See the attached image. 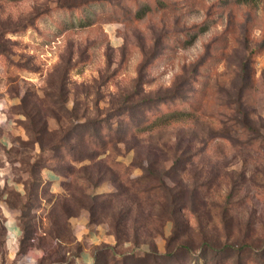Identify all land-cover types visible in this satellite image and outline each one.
Listing matches in <instances>:
<instances>
[{"label": "rangeland", "instance_id": "rangeland-1", "mask_svg": "<svg viewBox=\"0 0 264 264\" xmlns=\"http://www.w3.org/2000/svg\"><path fill=\"white\" fill-rule=\"evenodd\" d=\"M4 112L22 253L264 264V0H0Z\"/></svg>", "mask_w": 264, "mask_h": 264}, {"label": "crops", "instance_id": "crops-1", "mask_svg": "<svg viewBox=\"0 0 264 264\" xmlns=\"http://www.w3.org/2000/svg\"><path fill=\"white\" fill-rule=\"evenodd\" d=\"M0 150L7 147L10 140V133L13 130V117L8 114V116L2 113L0 114ZM46 179L55 183L59 180V176L54 174L52 171L48 170L43 172ZM5 183L3 187H5ZM14 189L20 194H24V188L18 184ZM7 194L0 197V234L1 243L0 247V264H37L38 260L42 257V250L40 248L30 249L26 253L20 252V241L23 236V229L20 224V214L19 209L13 203L7 201ZM79 229L81 225L79 220L74 222ZM84 223V221H83ZM80 239H83V233L80 232ZM86 237V236H85ZM82 242V240H81ZM2 252V253H1ZM79 264H94L95 258L91 251V248L85 247L82 249L80 256L78 258Z\"/></svg>", "mask_w": 264, "mask_h": 264}, {"label": "trees", "instance_id": "trees-1", "mask_svg": "<svg viewBox=\"0 0 264 264\" xmlns=\"http://www.w3.org/2000/svg\"><path fill=\"white\" fill-rule=\"evenodd\" d=\"M163 101H165V100H163ZM171 114H174V113H171ZM170 114V115H171ZM161 118H163V116L161 117ZM20 224H21V226H22V229H23V236H22V238H21V241H20V252H22V244L25 242V240L29 237V229L27 228V226H26V224H24V223H21L20 222ZM81 251V247L79 246L78 247V249H77V252L75 253V256H78V255H80V252ZM60 253V252H59ZM100 251H95L94 252V258H95V261H94V264H103V263H101L100 261H99V255H100ZM44 259H45V257H43L39 262H38V264H45L44 263ZM47 259V258H46ZM140 260V258H137L136 260H134V263L135 264H137V262ZM56 263H58V264H64V262H63V259H62V257L60 258V260H59V262L58 261H56Z\"/></svg>", "mask_w": 264, "mask_h": 264}, {"label": "built area", "instance_id": "built-area-1", "mask_svg": "<svg viewBox=\"0 0 264 264\" xmlns=\"http://www.w3.org/2000/svg\"><path fill=\"white\" fill-rule=\"evenodd\" d=\"M12 264H17V263H12Z\"/></svg>", "mask_w": 264, "mask_h": 264}]
</instances>
